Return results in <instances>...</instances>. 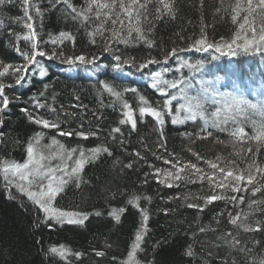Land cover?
<instances>
[{
  "label": "trees",
  "instance_id": "trees-1",
  "mask_svg": "<svg viewBox=\"0 0 264 264\" xmlns=\"http://www.w3.org/2000/svg\"><path fill=\"white\" fill-rule=\"evenodd\" d=\"M70 2L77 12L84 11L87 20L84 16L73 19L74 13L62 0H29L31 20L25 15L23 0L0 5V70L6 64H24L17 48L31 54L33 41L23 39L30 31L27 23L32 24L37 50L98 57L95 64L65 63L67 67L54 69L46 57L37 56L39 66L34 62L28 67L21 85H15L10 76L0 78L13 85L5 88L10 103L0 112V171L8 163L23 164L30 142L34 154L47 159L73 149L77 157L83 151L88 162L52 205L61 212L87 214L88 219L83 225L44 221L43 213L27 196L9 186V191L5 189L0 175V264H125L142 227L141 210L147 211L148 231L134 253L133 264H264V93L253 91L259 73L264 75V34L254 47L241 48L244 37L264 30V0H140L132 4L140 12L136 26L152 47L137 39L135 30L128 34L127 19L125 26L119 23L130 0ZM115 31L119 39L112 38ZM62 32L71 38L60 42ZM201 38L206 44L224 47L216 52L212 48V53L196 51L195 42ZM107 46L137 66L149 59L159 61L152 65H163L156 69L160 76L153 80L149 69L142 74L130 65H123L119 72L126 79L96 69V64L110 67L112 58L104 51ZM83 68L89 69L95 82L92 90L83 83ZM139 75L145 83L125 98L102 86L114 87ZM224 80L227 89L221 86ZM193 85L197 95L190 92ZM160 89L166 95H160ZM172 96L176 99L164 108L165 99ZM30 97L43 107L37 108ZM124 103L135 113L147 106L165 118L181 115L190 120L164 121L160 130L150 115L141 118L140 113H133V130L130 124L119 123L124 119ZM177 108H181L179 113ZM29 114L57 122L59 128L33 123ZM238 114L247 116L239 130L221 133L209 120L217 116L226 122ZM116 127L121 131L113 133ZM59 131L96 135L84 139L60 136ZM220 140L236 146L237 151ZM94 148H107L111 155L100 151L91 158ZM200 161L209 162L214 172L197 174ZM172 166L184 172L178 177L181 181L172 187L158 183L156 169L160 174ZM254 169L258 170L248 174ZM222 173L251 181L252 199L221 194ZM135 197L140 198L138 207L129 204ZM192 199L201 205L191 204ZM121 208L125 211L120 212ZM114 210L119 221L110 215ZM61 245L70 253L65 258L50 252Z\"/></svg>",
  "mask_w": 264,
  "mask_h": 264
},
{
  "label": "snow or ice",
  "instance_id": "snow-or-ice-1",
  "mask_svg": "<svg viewBox=\"0 0 264 264\" xmlns=\"http://www.w3.org/2000/svg\"><path fill=\"white\" fill-rule=\"evenodd\" d=\"M5 2H11V0H0V5H3ZM61 2V0H57V3ZM63 3L66 4L68 9H71L73 15V19H76L78 16H84V19L87 20V16L84 15L83 12H77L76 7L70 2V0H62ZM113 4L115 3V0H112ZM24 3V12L25 15L28 16V20H31L32 17L28 15L29 8L31 5L29 4V0H23ZM132 4H140V0H130L128 7L125 9V12L123 13L124 19L120 20L119 23L121 25L125 26V19H127V30L128 34L131 35L132 31L135 30L137 32V39H142L144 40L145 43H147L148 47H152V44L150 41L146 40L143 36V33L141 32L140 28L136 26V24L139 21V8L138 7H132ZM105 6L107 4L105 3ZM39 12V10H37ZM135 18V19H134ZM26 27L30 30L27 35L23 37L25 40H30L33 41L31 44V54H29L26 51H21L19 48H17L18 54H20L23 57L24 64L23 65H11V64H6L3 66L2 70H0V78H3L5 76H10L12 79L15 81V85H21L22 81H25V73L30 65H32L34 62L39 66V63L36 61L37 56L41 57H46L47 59H53L54 57H64L62 59V63H66L68 65H76L77 62L81 64H95L98 57L92 56L91 58H88L86 55H79V56H64L63 52L56 53L53 52L51 55L47 54L43 50H37L38 46L34 42L35 41V33L31 31L32 29V24L27 23ZM61 41L63 42L64 38L70 39L71 37L68 36L67 33H60ZM19 38V37H18ZM113 39H119V32L115 31L113 32ZM53 44H56L57 41L53 40ZM194 47L196 48V51H201V50H206L207 48H215L216 51H222V47L220 45H213V44H206L201 38L200 40H197L195 42ZM104 51L108 53V55L112 58V60L116 61L115 68L117 70L122 71L123 70V65H130L131 67H134L137 72H140L143 74V70L148 68L149 65L152 64H158L159 61L155 59H149L145 62L139 63L137 66L134 61H130L128 59L123 58L120 54H117L116 51L111 49L110 47H105ZM167 59V58H166ZM103 65L101 64H96L97 68L102 67ZM11 70V71H10ZM39 75L43 77L45 75V72L42 67H40V72ZM151 79L156 80L159 76L160 73L153 71L149 73ZM12 84H6L3 81H0V112H3L4 110L7 109L10 101L8 96L5 94V88L6 87H12ZM102 86L106 91L111 93L112 95L116 97H120L121 93L116 92L110 85L106 83H102ZM155 88V84L152 85ZM174 87V86H173ZM133 91L135 92V88L131 89H125V91ZM160 95H166V93L163 91V89L159 90ZM43 95V93H41ZM31 100L35 101V106L37 108L43 107L42 104L39 103V101L35 97H30ZM176 97L172 96L171 99H165L163 107L164 108H169L170 105L172 104V101L175 100ZM144 98L141 97V101H143ZM146 103V102H145ZM124 112L123 116L124 119H121L119 123L121 125L123 124H130L132 129L135 130L136 128V121L133 116V112L130 109L129 105L127 103L123 104ZM21 111L28 113L27 109H21ZM177 113L181 111V108L176 109ZM139 113L141 118H143L145 115H150L152 116L158 124L163 125L164 120L162 117V112L152 108V107H147V106H142L139 108ZM194 118V117H193ZM29 119L33 123H37L39 125H42L44 128H59V124L57 122H50L47 119L43 118H38L34 117L31 114H29ZM178 121L176 119H173L172 123L176 124ZM113 133H118L121 131L120 128L116 127L111 130ZM60 136H72V135H77L80 136L84 139H87L89 135H96L94 132L90 133H84V132H65V131H59L58 133ZM40 140V133L36 134L35 141L36 144H39ZM55 143V141H54ZM61 148L63 146L61 145ZM76 150L73 149L71 152H68V158L72 157V152H75ZM92 153L91 158H95V155L98 154L100 151L108 152L107 148L100 149V148H94L90 150ZM27 159L23 164L19 163H8L6 164L3 169V178L5 181L6 186L10 185L13 186L17 189L19 193L22 195L27 196L28 200L32 201L39 209L41 212L44 213V221L47 220H53L57 223H69V224H80L83 225L84 222L88 219L87 214H82V213H69V212H61L57 209H54L52 207V201L55 199L57 194L63 190V185L67 183V181L63 177H57L56 173L57 171H64L63 168H45V166L41 163L45 157L39 156L38 158L34 154V147L33 144L30 142L27 147ZM109 155H111L110 152H108ZM89 157L85 156V153L83 151L80 152V157L76 160V166L72 168L71 173L65 172L66 176H75L77 175L83 168V165L88 162ZM127 167H131V165H127ZM159 169H156L155 174L158 177V183H161L159 179ZM47 180V183L44 184V181ZM168 187H171L172 185H166ZM38 189V190H34ZM139 197H135L131 200H129V204H132L134 207H138L137 202L139 201ZM120 212L125 211L123 208L119 210ZM110 215H113L114 218L119 221L120 217L119 215L115 214V210L113 213H110ZM141 215H142V227L141 229L136 233L135 235V242L132 245V251L128 253V261L125 262V264H133V258H134V253L136 252L137 249L140 248L141 241L144 238V234L148 231L147 228V221L149 219L147 211L146 210H141ZM50 252L53 254H57L61 258L67 257L70 253L67 248H65L63 245L60 247H52L50 249ZM77 257H79V253L75 254ZM97 255H103L102 252H97Z\"/></svg>",
  "mask_w": 264,
  "mask_h": 264
},
{
  "label": "bare ground",
  "instance_id": "bare-ground-1",
  "mask_svg": "<svg viewBox=\"0 0 264 264\" xmlns=\"http://www.w3.org/2000/svg\"><path fill=\"white\" fill-rule=\"evenodd\" d=\"M263 29H264V25H263V27H262ZM263 34H264V30H257L256 32H253L252 33V35L251 36H249V38H247V37H244L245 39H243L242 41H241V48H243L244 46H246V45H249V47H254L255 45H257V43H258V41H259V39L260 38H262V36H263ZM239 45V44H238ZM221 47L223 48L224 46H222L221 45ZM207 51L208 52H210V53H212L213 52V49L212 48H207ZM215 52H216V50H215ZM223 53H227V52H223ZM49 63H51L52 64V66H53V68L54 69H58V68H63V67H67V65L65 64V63H62V61L59 59V58H57V57H54L53 59H48L47 60ZM115 64H116V61H114V60H112V59H109V66L110 67H106V66H102V67H100V68H96V69H99L100 71H103V70H106L107 72H109L110 74H118L119 72H120V70H117L116 68H115ZM163 65H159V66H156V65H152V66H149L148 68H146V69H149V72H153V71H156V72H159V70H156V69H159L160 67H162ZM76 69H78V68H76ZM95 70V69H94ZM145 70V69H144ZM80 71H81V74H82V78H83V83L87 86V87H89L88 89L89 90H92V89H94V81H93V79L91 78V76L88 74V71H89V69H80ZM98 71V70H97ZM97 71H93V72H91V74L93 75V76H96L97 75ZM123 71V70H122ZM119 75V77H121L122 79H126V78H128L127 76H126V74H118ZM245 75H247V72H245L244 73V79L246 80V77H245ZM92 76V77H93ZM250 76H253V74H250ZM143 76H135V77H133V78H131V79H129V80H127V81H119V83L118 84H116L117 86H114V87H112L116 92H119V93H121V96L119 97V98H125V96L127 95V94H131V90H129V91H125V89H131V88H134V87H136V86H138V85H141V84H143V83H145V81L143 80V78H142ZM191 83V82H190ZM221 86H222V88H224V89H227V86H226V80H224L223 82H222V84H221ZM193 88H192V90H190V92H191V94L192 95H197L198 94V90L197 89H194V85L192 86ZM253 88H254V92H257V91H260V92H263L264 93V75L263 74H261V73H259V80L257 81V82H255L254 84H253ZM186 94H189V93H187V92H185ZM185 97H187L188 95H184ZM206 99L208 100V101H210V100H212V98H211V96L210 95H206ZM208 104H210V105H213V103H208ZM115 112H117V109H115L114 110ZM133 112V111H132ZM133 113H135V112H133ZM136 114H138L139 115V112L138 113H135V115ZM152 117V116H151ZM162 117H163V120L164 121H167V123H171L172 121H173V119L172 118H170V117H164L163 115H162ZM186 117H184V116H181V115H176L175 116V119H177V120H179V121H181V122H184L185 120V122H188V120H190L189 118L188 119H185ZM245 119H247V116H245V118H244V116L242 115V114H238V115H233L229 120H227L226 122L224 121H222L221 120V118L220 117H212L211 119H209V120H211V123H213V124H215V125H217L218 126V129H219V132H221V133H223V132H227V131H229V130H232V129H236V130H239V129H241L243 126H244V120ZM151 121H153L154 123L156 122V124H157V121L152 117V120ZM242 121V122H241ZM240 122V123H239ZM157 129H160V130H163L164 129V124L163 125H160V124H157ZM220 143H223V144H225V142L224 141H221L220 140ZM236 147V146H235ZM237 151V150H236ZM159 155V154H158ZM80 156H78L77 155V157H76V154H74V153H72V157L71 158H68V155H65V154H57V155H55V156H53V159L54 160H57L58 158L59 159H62V160H64L62 163L64 164L63 165V167H64V171H57V173L56 174H59V175H61L62 174V176L61 177H63L66 181H67V183H65L64 185H63V189H64V187L72 180V179H74L77 175H75V176H66L65 174H63V173H65V172H67V173H71V170H72V168H74L75 166H76V160L79 158ZM65 160H67L68 162H65ZM70 160V161H69ZM24 163V162H23ZM66 163H70V166L69 165H67ZM213 165V164H212ZM221 165V164H220ZM219 165V166H220ZM48 167H51V168H62V165H58V164H51V165H48V164H46V166H45V168H48ZM196 167H199L200 169H195V172L197 173V174H199V173H201L200 171H202V172H205L206 170H210V169H212L213 168V166L211 167V164L208 162V163H205V162H203V161H200V162H197L196 163ZM215 168V167H214ZM172 173H174L173 172V170H172ZM201 177H206V176H201ZM155 179H156V177H155ZM159 179H160V181H161V183H163V184H165V185H175V184H177V182L178 181H176V180H171V176H170V179L169 180H167V182H165L164 181V179L163 178H161V176L159 175ZM45 182H46V180L44 181V184H45ZM165 182V183H164ZM250 183H252L251 181H249ZM186 184H190V182H187ZM191 184L192 185H195L196 183L195 182H191ZM9 187H11V189L12 190H15V187H13V186H10V185H8ZM8 186H6L5 187V189L7 190V191H9L10 190V188L8 187ZM171 186V187H172ZM199 187H200V185H198ZM228 186H230V189L229 190H227V191H221V192H224V193H221V194H225L228 198H230V199H235V198H243V197H245L246 196V199H252V195H253V192L251 191V190H249L250 188H251V184H245V185H241L239 188H236V187H234V186H232V185H228ZM198 191H199V189L198 188H196ZM201 191V190H200ZM189 202H191V204L193 203L194 205H196V206H200L201 205V203L200 202H198L197 200H194V199H192V200H190ZM52 207H53V205H52ZM54 208V207H53ZM43 213V212H42ZM44 214V213H43Z\"/></svg>",
  "mask_w": 264,
  "mask_h": 264
},
{
  "label": "rangeland",
  "instance_id": "rangeland-1",
  "mask_svg": "<svg viewBox=\"0 0 264 264\" xmlns=\"http://www.w3.org/2000/svg\"><path fill=\"white\" fill-rule=\"evenodd\" d=\"M225 146H227L226 144H225ZM228 147V149L230 150V149H232V150H236V147H233L231 144H230V146H227ZM35 156L38 158L40 155L38 154H35ZM63 160L62 161H60L59 160V158L57 159V160H54V159H47V158H45V159H43L42 161H41V163L44 165V166H46V164H48V165H51V164H58V165H62V168L64 169V167H63ZM69 165V164H68ZM70 166V165H69ZM173 171L175 170V173H172V170L171 169H167V171H165V172H163V173H160L159 175L161 176V178H163L164 179V181L165 182H167V180H169L170 179V176H171V180H176V181H181V179L180 178H178L179 176H181V174L182 173H184V172H181V171H179V169H178V167L177 166H172V167H170ZM192 170V169H191ZM212 170H213V172H214V168H212ZM258 169H254V170H252L251 172H248V174H253L254 172H256ZM193 171V170H192ZM261 172H264V169H261ZM63 174H65V173H63ZM0 175H1V177H2V180L4 181V178H3V172H2V170L0 171ZM224 178H222L221 179V181L218 183V181H217V184H219V185H221L222 187H224V188H222L221 189V191H227V190H229V188H230V186H228V188H226L225 186L226 185H237L238 183H240V184H242V185H245V184H251L252 186H253V184L252 183H250L247 179H240V178H235V177H233L232 175H228V174H221ZM56 176L59 178V177H61L62 176V174L61 175H59V174H56ZM214 175L212 176V178H210V180H214ZM5 182V181H4ZM164 182V183H165ZM47 183V180H46V182H45V184ZM15 190L17 191V189L15 188ZM34 190H38V189H34ZM18 192V191H17ZM19 193V192H18ZM53 202V201H52ZM40 210V209H39ZM44 215V214H43ZM54 223L55 224H59V223H57V222H55L54 221Z\"/></svg>",
  "mask_w": 264,
  "mask_h": 264
}]
</instances>
